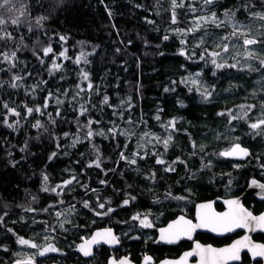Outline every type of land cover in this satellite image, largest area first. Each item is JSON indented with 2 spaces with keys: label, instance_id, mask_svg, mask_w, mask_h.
I'll use <instances>...</instances> for the list:
<instances>
[{
  "label": "trees",
  "instance_id": "trees-1",
  "mask_svg": "<svg viewBox=\"0 0 264 264\" xmlns=\"http://www.w3.org/2000/svg\"><path fill=\"white\" fill-rule=\"evenodd\" d=\"M176 5L0 0V264L31 255L48 264L64 253L68 264L81 259L74 251L80 236L108 224L136 262L146 251L171 255L176 248L132 223L133 212L161 225L236 187L249 196L251 160H264V125L248 128L249 120L264 119V20L255 15L264 14V0ZM245 38L259 43L246 47ZM209 52L229 53L225 66L215 68ZM234 55L246 63L231 67ZM233 143L247 146L250 160L236 166L219 155ZM64 181L61 192L53 190ZM87 183L98 186V203L118 206L111 223L73 204ZM61 201L72 210L59 213ZM20 236L36 246L18 244ZM49 243L57 252L41 255ZM109 252L101 247L94 262L107 264Z\"/></svg>",
  "mask_w": 264,
  "mask_h": 264
},
{
  "label": "flooded vegetation",
  "instance_id": "flooded-vegetation-1",
  "mask_svg": "<svg viewBox=\"0 0 264 264\" xmlns=\"http://www.w3.org/2000/svg\"><path fill=\"white\" fill-rule=\"evenodd\" d=\"M261 119L256 121L258 123ZM251 121H248V128L252 129L250 125ZM262 125H260L256 129H252L253 131H256L259 129ZM239 143H233L229 144L225 147H223L219 151V155L226 159L227 161L235 162L237 164L236 166H239L240 162L243 163L245 161L250 160L252 157V154L250 150L247 148V146L239 144L240 148L246 149L247 154H244L240 152L239 150H236L235 154L233 155H225L228 157H225L224 155H221V153L230 152L234 146ZM224 156V157H223ZM252 165L250 166L251 173L249 174L247 180H248V188L249 193L252 191V193L248 194L247 197L244 195L245 188L243 187H236L233 191L226 193L222 192L219 193L218 196L206 199L204 201L197 200L193 205V208L191 210L187 211H180L175 214L172 218H169L166 220L165 223H162L161 225L156 224L155 222H152V229L150 231L155 233V242H159L166 246H174L176 248V252L171 255H164L162 257L156 258L149 252H144L143 255L139 258V260L136 262L130 258L128 254L122 253V240L121 235L116 231V229L110 227V226H101V227H95L92 228L86 237L82 238L81 241L76 243L74 247V251L79 254V257L81 259H75L74 262L76 264H83L84 260L94 259L100 252L101 247H105L108 249L109 254L107 258V264H109L110 261H114V263L117 264L118 261H122L124 258L130 260L133 264H146L145 257H149L150 259L147 261V264H157L161 260H172L180 257L183 253L186 251L192 250L193 256L190 258L191 262H195L197 260V249L196 244L208 249L209 247L212 249H224L229 248L233 244H235L237 241H241L242 245L238 247V259H231L224 262V264H264V256H254L253 250L255 249V246L257 245H264V228L258 227L256 225V231L249 233L246 229L242 227H236L233 228L231 231H225L223 227H221V221L219 220V214L228 213L230 211V206L226 201L230 200H238L240 206H244L245 210L247 212H250L254 217H259L260 213H264V188L259 187L258 185L264 184V160L261 158L256 157L251 160ZM253 181H256L255 184H253ZM247 187V186H246ZM179 198V197H178ZM201 203V206H208L210 207H201L198 206V204ZM242 206V207H243ZM244 209V208H243ZM142 216H147L148 218H153L152 215L149 213H138ZM258 215V216H257ZM215 220V223L209 222L206 227L200 230L193 231L190 229L189 225H185L184 221H189L191 225H195L198 221L201 223L203 221H211ZM175 225L173 229L170 231L176 232L179 229H186V233H181L178 238L169 237L166 238V241H169V239L176 240L174 243H168L161 239V229L169 225ZM112 229L113 235H115L118 239L117 245H106V244H98L94 245L92 247L91 254L89 256H85L83 252L79 251L78 245L91 237L92 233L94 231H100L102 229ZM148 226H143L141 229L146 230ZM150 227V226H149ZM216 229L215 231L213 229ZM167 235V234H166ZM115 244V243H114ZM258 250V249H255ZM78 257V258H79ZM31 260V259H29ZM34 263V260H32ZM90 262L92 260H89ZM87 262V261H86ZM56 264V263H54ZM69 264V263H68ZM92 264H97L96 262H93Z\"/></svg>",
  "mask_w": 264,
  "mask_h": 264
},
{
  "label": "snow or ice",
  "instance_id": "snow-or-ice-1",
  "mask_svg": "<svg viewBox=\"0 0 264 264\" xmlns=\"http://www.w3.org/2000/svg\"><path fill=\"white\" fill-rule=\"evenodd\" d=\"M206 4H211L213 3V0H205ZM173 6L174 8L177 6L176 5V0H173ZM179 6H183L182 4ZM258 15L260 17V19L264 20V14H255ZM44 19L43 17H41L40 19L37 20V23H40V20ZM211 22L212 23H216L217 26L219 27L221 23L223 22H218L215 13L212 14L211 17ZM173 23H175V13H173ZM199 26V25H197ZM191 31V29H190ZM233 35H244L242 32L238 33L236 31L233 32ZM2 38V37H0ZM61 39H64L63 37H61ZM165 39H167V37H165ZM244 45L247 46H251V45H255L257 43H259V41H257L256 39H249V38H245L243 41ZM224 51H228V46L224 45ZM52 51L51 47H47L43 49V53L44 55H48V53H50ZM16 53L12 52L10 55L8 53H4V59L7 61H11V59L13 57H15ZM61 55H63V53H61ZM211 55L213 57L215 56H219L218 52H213L211 53ZM251 55V53H250ZM203 58V57H202ZM212 63L217 67V68H221L224 67L225 65H221V64H217L216 60L213 59ZM260 65L261 67H264V59L260 60ZM236 64H232L231 67H236ZM54 68H59V64H55L53 65ZM84 78L87 79V73L84 74ZM15 80H19V77H14ZM14 87L16 86L15 84L13 85ZM89 87H91V85H89ZM107 97H105V103H107ZM45 107H47V102L45 103ZM251 107V106H250ZM5 108H8L7 105H5ZM40 111L39 108L37 109H32L29 108L28 112L31 113L32 111ZM8 111L10 113H14V109H10L8 108ZM221 115H223V113H221ZM236 117H233V119H235ZM5 122L7 123V120H5ZM91 123V121L89 122ZM171 126L174 127V122H169ZM260 125H264V119H261L258 123H253L250 125V127L252 129H256L258 128ZM9 127H11V125H8ZM37 126H39V121L37 122ZM89 135H91V133H89ZM170 139V137H169ZM165 144H167V141H165ZM236 150H239L240 152L247 154V150L246 149H242L240 148L239 144H236L234 146V148L230 151V152H226V153H221V155H233L235 154ZM134 163V161H132ZM159 163H162V161H158ZM98 166V165H97ZM45 180H47V177H45ZM65 183H70L69 181H65ZM256 181H253V184H255ZM261 188H264V184H260L258 185ZM128 200L124 201V204H128ZM226 203H228L230 206H232L230 208V211L228 213H223V214H219V220L221 221V227H223V229L225 231H231L233 228L236 227H245L247 225H249L251 222L255 221L258 227H262L264 228V215H261L259 217H254L252 216V214L250 212H247L245 209H243L242 206H240L239 201L238 200H230V201H226ZM85 206L87 207V203L85 204ZM101 208L104 207L103 204L100 205ZM201 207H210V205L208 206H204L202 205ZM108 211H112L111 209H108ZM138 217H133V219H137ZM0 219H3L2 217H0ZM209 222H213L215 223V220H211V221H203L198 224V225H191L189 221H184L185 225H189L190 229H194L196 227H206L208 225ZM141 224L144 226H150L146 223V217L145 219L141 220ZM175 227V225H169V229L165 230V229H161V239H166L169 237H174V238H178L179 235L181 233H186V229H179L176 232H172L170 231L171 229H173ZM214 231L216 230L215 228L213 229ZM167 234V235H166ZM100 240H103L105 243H109V244H114V243H118V239L115 235L112 234V230L111 229H106L103 232H98L94 235V237L92 238L91 241L87 242L85 245H80L78 246L80 251L83 252V254L85 256H89L91 254V248L90 245L92 243H98L100 242ZM169 242H172L171 239H169ZM20 243H28V241H25L23 239L20 240ZM242 245L241 241H237L235 244H233L231 247L229 248H224V249H212V248H208V249H201L200 245H197V250L198 253L201 255V259L199 264H224L225 261L227 260H231V259H238V247ZM36 245H33V247H35ZM258 249V250H255ZM255 249L253 250V255L254 256H264V245H257L255 246ZM47 250H52L55 251V249H47ZM204 253H211L212 255H205ZM43 253H41L42 255ZM193 253H186L185 256L188 255H192ZM149 257H145V262L147 264V261L149 260ZM183 259V258H182ZM121 264H126L125 261H121Z\"/></svg>",
  "mask_w": 264,
  "mask_h": 264
},
{
  "label": "rangeland",
  "instance_id": "rangeland-1",
  "mask_svg": "<svg viewBox=\"0 0 264 264\" xmlns=\"http://www.w3.org/2000/svg\"><path fill=\"white\" fill-rule=\"evenodd\" d=\"M223 50V49H222ZM210 53V58L211 59H215L216 60V63L217 64H221V65H225V64H223V63H221V61H223L222 60V58H228V55H229V53H227L226 55H225V53L226 52H223V53H219V56H215V57H213L212 55H211V53H213V52H209ZM245 55L246 56H248L249 55V52L247 51L246 53H245ZM231 59H234V61H233V64H236L237 66L238 65H243V64H245L246 62H245V60H247V58H245L244 56H242V57H240V58H238V56L237 55H234V56H232L231 57ZM250 61V60H249ZM250 62H252V61H250ZM230 63H232V60L230 61ZM215 66V65H214ZM236 66V67H237ZM215 68H217L216 66H215ZM240 104V106L242 107V108H244V111L246 110L245 108L247 107V105H246V103L244 104V105H242L241 104V102L239 103ZM233 107L234 106H232V109H233ZM234 113H235V115H236V112L234 111ZM237 113H240V110H237ZM236 118H237V115H236ZM256 121H258V120H253V121H251L250 123H256ZM70 182V181H69ZM69 183H65V181L64 182H61V183H58V184H56V185H53V190H55V191H57V190H59L60 192L63 190V188L65 187V186H67ZM48 185H50V184H48ZM85 185H90V186H88L87 188H89V190L85 193V194H83V196H80V197H77L76 199H75V202H73V204H75V205H77V206H79V207H81V208H85V209H90V211H91V214L95 217V218H98L99 216H101V217H103L104 218V220L107 222V224L108 223H111V215H112V211H113V209H115V208H117L118 206H111V205H106V204H104L102 201L100 202V203H98L96 200H95V197L97 196V195H95L97 192V190H95L98 186H96L94 183H87V184H85ZM85 185H83V186H85ZM90 191L93 193V197H94V199L93 200H86L87 198H89L90 199V196H92V195H90ZM37 199V198H36ZM87 203V208H86V206H85V204ZM95 204H97V206H95ZM101 204H103L104 205V207L103 208H101L100 207V205ZM119 204V203H118ZM124 204V203H123ZM243 206V205H242ZM243 208L245 209V207L243 206ZM108 209H111L112 211H108ZM63 210H65V211H71L72 210V207H71V204L70 205H68V204H66V203H64V201H61V203H60V212L59 213H61ZM258 215H264V213L262 212V213H260V214H258ZM257 215V216H258ZM253 216V215H252ZM133 217H138L137 219H133ZM145 217H146V223L148 224V225H150V227L148 226V227H146L147 229L146 230H151L152 229V222H154V219L153 218H148L147 216H142V215H140V214H137L136 212H133L132 214H131V217H130V221L132 222V223H134L135 225H137L140 229L144 226V225H142L141 224V220L142 219H145ZM109 226H111V227H113L111 224H108ZM105 228H107V227H105ZM80 237H82V238H84V237H86V234H83V235H81ZM21 239H23V240H25V241H28V243H20V240ZM19 241L17 242L18 244H22V245H26V246H31L32 248H33V245H36V243L33 241V240H31V239H29L28 237L27 238H25V237H23V236H20L19 237V239H18ZM47 249H55V252H57L56 251V249H57V247L55 246V245H53V244H44L41 248H39V253L41 254V253H46V252H49V251H52V250H47ZM22 254V248L20 249V251L18 252V256H20ZM65 256H66V254L64 253V255H62V256H60L59 258H58V260H52L50 263H48V264H54V263H56V264H67V263H65V262H63V259L65 258ZM23 257V256H22ZM24 259H31V260H36L35 258H33V256L31 255V256H29L28 258H18V259H16V261H18V260H24ZM76 259V258H75ZM94 262V259L91 261V262H89V263H86V262H83V264H92ZM8 264V263H7ZM69 264H76L74 261H71L70 260V263Z\"/></svg>",
  "mask_w": 264,
  "mask_h": 264
},
{
  "label": "water",
  "instance_id": "water-1",
  "mask_svg": "<svg viewBox=\"0 0 264 264\" xmlns=\"http://www.w3.org/2000/svg\"><path fill=\"white\" fill-rule=\"evenodd\" d=\"M250 193H252V191H251ZM200 205H201V203H200ZM198 224H200L199 221H198L195 225H198ZM203 228H204V227H196V228H194V229H192V230H193V231H196V230H200V229H203ZM163 229L168 230V226L164 227ZM104 230H106V228H105V229H102V230H100V231H94V232L92 233L91 237H89L88 239L82 241L78 246H80V245H85L87 242H89V241L92 240V238L94 237V235H95L96 233H98V232H103ZM111 230H112V229H111ZM254 231H256V230L249 231V233H252V232H254ZM112 234H113V230H112ZM163 240L166 241L165 239H163ZM175 241H176V240H173L172 242H169V241H166V242H168V243H174ZM98 244H106V245H110L109 243H105L103 240H100V242H98V243H92V244L90 245L91 251H92V247H93L94 245H98ZM113 245H117V243H115V244H113ZM197 245H198V244H196V249H197ZM200 248H201V249H206V248H204V247H202V246H200ZM78 250L80 251V249H78ZM186 253H193V251H192V250L186 251V252L183 253L180 257H178V258H176V259H172V260H161V261H160L159 263H157V264H199L200 259H201V255H200V254H196V255H197V260H196L195 262H191V261H190V258L193 256V254H192V255L185 256ZM197 253H198V250H197ZM204 254H205V255H209V256L212 255L211 253H204ZM182 258H183V259H182ZM122 261H125L126 264H133L130 260H128V259H126V258H124ZM32 263H33L32 260H18V261L11 262V263H9V264H32ZM109 264H116V263H114V261H113V262L110 261ZM117 264H121V261H118Z\"/></svg>",
  "mask_w": 264,
  "mask_h": 264
},
{
  "label": "bare ground",
  "instance_id": "bare-ground-1",
  "mask_svg": "<svg viewBox=\"0 0 264 264\" xmlns=\"http://www.w3.org/2000/svg\"><path fill=\"white\" fill-rule=\"evenodd\" d=\"M256 222L253 221L251 222L249 225L245 226V227H242L244 229H246L247 231H252V230H255L256 229V225H254Z\"/></svg>",
  "mask_w": 264,
  "mask_h": 264
}]
</instances>
